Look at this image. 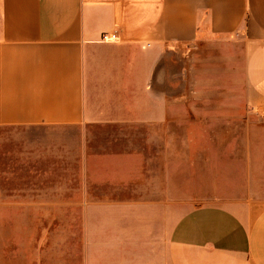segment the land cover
<instances>
[{
  "label": "crops",
  "instance_id": "1",
  "mask_svg": "<svg viewBox=\"0 0 264 264\" xmlns=\"http://www.w3.org/2000/svg\"><path fill=\"white\" fill-rule=\"evenodd\" d=\"M8 130L48 181L20 213L65 212L28 264H264V0H0V183ZM237 135L189 206L185 157Z\"/></svg>",
  "mask_w": 264,
  "mask_h": 264
},
{
  "label": "rangeland",
  "instance_id": "2",
  "mask_svg": "<svg viewBox=\"0 0 264 264\" xmlns=\"http://www.w3.org/2000/svg\"><path fill=\"white\" fill-rule=\"evenodd\" d=\"M181 58V57H180ZM180 71L186 68L185 59L179 60ZM180 72V74H181ZM185 73V72H182ZM175 74V73H174ZM177 75V73L175 74ZM180 91L183 95L188 91L187 74L179 76ZM168 86L166 85L165 88ZM169 91L172 89L167 88ZM217 124L216 122H214ZM211 124V123H210ZM217 129V127H216ZM221 129V127H220ZM223 132V130H221ZM15 130H8V154L7 167L4 169L6 181L0 183V208L12 207L10 214H3L0 209V258L11 259L13 264H25L30 262L32 256L36 259L40 252H44V234L42 229L52 227L51 222H46L47 216L60 215V213H20L21 205H30L37 202L36 197L48 184V181L41 178L40 165L33 164L29 159H22L24 150L21 142L23 134L12 133ZM215 143L210 139L201 140L200 151L207 154H192L185 157L182 170L174 174L173 182L178 184L179 191H183L188 198L189 206L199 203L211 202L219 189H226L227 177L231 182H239L244 154L241 152V141L237 135L232 141V152H224V138H220ZM227 166L229 168H227ZM233 169H232V168ZM227 169V170H226ZM46 171H49L46 170ZM236 178L237 180H233ZM213 183H217L214 185ZM222 183V186L220 184ZM240 183V182H239ZM229 187H233L232 185ZM178 190V189H177ZM43 223H45L43 225Z\"/></svg>",
  "mask_w": 264,
  "mask_h": 264
},
{
  "label": "built area",
  "instance_id": "3",
  "mask_svg": "<svg viewBox=\"0 0 264 264\" xmlns=\"http://www.w3.org/2000/svg\"><path fill=\"white\" fill-rule=\"evenodd\" d=\"M118 38V33L117 31H113V32H106L104 35V39H108V40H116Z\"/></svg>",
  "mask_w": 264,
  "mask_h": 264
}]
</instances>
